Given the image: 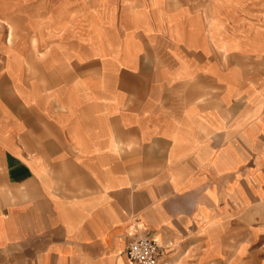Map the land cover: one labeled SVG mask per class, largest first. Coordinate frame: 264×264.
Here are the masks:
<instances>
[{"label":"crops","instance_id":"0c3cea01","mask_svg":"<svg viewBox=\"0 0 264 264\" xmlns=\"http://www.w3.org/2000/svg\"><path fill=\"white\" fill-rule=\"evenodd\" d=\"M93 1L0 4V264H264V0Z\"/></svg>","mask_w":264,"mask_h":264},{"label":"built area","instance_id":"2783aa9c","mask_svg":"<svg viewBox=\"0 0 264 264\" xmlns=\"http://www.w3.org/2000/svg\"><path fill=\"white\" fill-rule=\"evenodd\" d=\"M130 262L139 264H157L159 246L155 239L148 236L132 238L125 249Z\"/></svg>","mask_w":264,"mask_h":264},{"label":"rangeland","instance_id":"374dc122","mask_svg":"<svg viewBox=\"0 0 264 264\" xmlns=\"http://www.w3.org/2000/svg\"><path fill=\"white\" fill-rule=\"evenodd\" d=\"M21 1L22 0H15V2L14 3H21ZM5 4V2H4V0H0V4ZM49 4H51L52 5V3L53 2H48ZM113 3H114V5L115 6H118V4H119V2L117 1V0H113ZM97 4V2H96V0H94L93 1V5H96ZM112 5V4H111ZM17 14L18 13H16V14H14V16H17ZM6 14L5 13H3L2 14V16H1V18L3 17V16H5ZM11 14H8V17L10 18L11 16H10ZM13 15V14H12ZM32 15V14H31ZM5 18V17H4ZM18 19V21H19V24H22V22H21V17H18L17 18ZM23 20V19H22ZM8 31H9V29H8V23L6 22V20L5 19H0V38H3V37H6V35L8 34ZM22 31V29L21 28H13V32H12V37H11V41L12 42H15V39H16V37H17V34H18V32H21ZM31 34V33H30ZM36 47V46H35ZM34 47V49H33V51H36V49L37 48H35ZM133 264H139V263H136V262H132Z\"/></svg>","mask_w":264,"mask_h":264}]
</instances>
